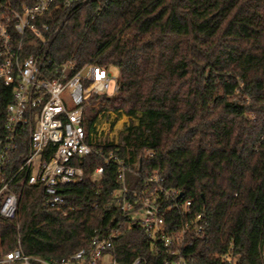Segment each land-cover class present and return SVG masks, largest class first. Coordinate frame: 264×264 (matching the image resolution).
I'll return each mask as SVG.
<instances>
[{
    "label": "trees",
    "instance_id": "16d2710c",
    "mask_svg": "<svg viewBox=\"0 0 264 264\" xmlns=\"http://www.w3.org/2000/svg\"><path fill=\"white\" fill-rule=\"evenodd\" d=\"M11 1L18 8L35 2ZM66 12L60 8L51 20L54 64L74 60L120 71L129 113L118 96L114 109L131 116L122 138L142 168L128 183L160 171L167 186L207 215L203 236L184 248L188 264H224L228 253L239 264H263L264 0H87L67 18ZM101 163L95 154L85 158L83 180L61 190L62 208L45 203L42 186H27L18 217L0 216V257L19 236L27 254L69 256L122 220L119 261L142 255L147 264H173L176 255L163 244L156 253L114 202L116 166L93 179Z\"/></svg>",
    "mask_w": 264,
    "mask_h": 264
},
{
    "label": "built area",
    "instance_id": "2783aa9c",
    "mask_svg": "<svg viewBox=\"0 0 264 264\" xmlns=\"http://www.w3.org/2000/svg\"><path fill=\"white\" fill-rule=\"evenodd\" d=\"M86 1L35 0L18 8L11 0H0V216L18 217L27 186H42L48 206H67L62 188L83 180L85 158L95 154L104 163L95 167L93 179L100 181L107 165L116 166L120 187L113 200L123 215L143 228L156 253L163 244L176 255L173 264H188L184 248L205 233V211L195 210L194 199H185L179 188L167 186L160 171L141 175L133 186L128 183L129 175H140L142 168L122 138L125 129L104 134L108 138L116 133L112 140L96 139L98 119L112 117L110 109L95 105L97 91L104 85L108 96L119 95V78L92 62L78 66L67 60L56 65L50 54L51 20L56 12L63 8L67 18ZM105 146L117 148L107 151ZM172 211L179 221L170 217ZM123 225L119 221L106 234L95 235L87 245L57 259L27 254L19 236L18 244L0 257V264H127L116 254ZM238 260L237 254L228 253L224 264H239ZM262 261L264 264V245ZM129 264H147V259L140 255Z\"/></svg>",
    "mask_w": 264,
    "mask_h": 264
},
{
    "label": "rangeland",
    "instance_id": "374dc122",
    "mask_svg": "<svg viewBox=\"0 0 264 264\" xmlns=\"http://www.w3.org/2000/svg\"><path fill=\"white\" fill-rule=\"evenodd\" d=\"M130 37V33H124L122 38L123 40H127L129 39ZM110 70L112 72H114L118 78H120V71L118 68H110ZM110 91L113 90V83H111L110 85ZM119 97V103L120 105L123 107L122 105V96H121V93L118 95ZM115 101V100H114ZM112 101L110 103H107V102H102L100 103V105H104V110L105 109H110L111 113H112V117L111 118H104V117H101L100 118V121H99V124H100V128H103L104 131L106 132H110L109 130H111L112 132H116L119 128H123L126 129V127L131 123V116L129 115H126L125 113H122V115H118V113L113 109V106L115 104V102ZM99 105V106H100ZM124 108V107H123ZM125 109V108H124ZM126 110V109H125ZM127 111V110H126ZM128 112V111H127ZM129 113V112H128ZM117 133V132H116ZM115 133V137H116V134ZM119 133V132H118ZM123 133V131H122ZM121 133V134H122Z\"/></svg>",
    "mask_w": 264,
    "mask_h": 264
},
{
    "label": "bare ground",
    "instance_id": "6f19581e",
    "mask_svg": "<svg viewBox=\"0 0 264 264\" xmlns=\"http://www.w3.org/2000/svg\"><path fill=\"white\" fill-rule=\"evenodd\" d=\"M117 96H118L117 94H114L112 96H108L106 94V92H105V86L102 85V86L99 87V89L97 91V98L99 100H97V102H96L95 105H100V103H102V102L110 103V102L116 100ZM113 109H114V106H113ZM118 115H119V113H118ZM100 118L98 119L97 124H96V126L94 128V133H95V135L97 137L96 139L99 140V141H101V142L112 140L115 137V133L113 135H111L110 137H108V138L104 137V134L105 133H108V132L104 131L103 128H100V124H99Z\"/></svg>",
    "mask_w": 264,
    "mask_h": 264
},
{
    "label": "water",
    "instance_id": "95a60500",
    "mask_svg": "<svg viewBox=\"0 0 264 264\" xmlns=\"http://www.w3.org/2000/svg\"><path fill=\"white\" fill-rule=\"evenodd\" d=\"M182 194H183V192H182Z\"/></svg>",
    "mask_w": 264,
    "mask_h": 264
}]
</instances>
